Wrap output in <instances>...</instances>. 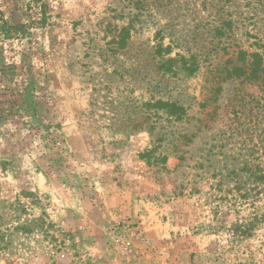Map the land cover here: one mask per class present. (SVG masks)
Listing matches in <instances>:
<instances>
[{
  "label": "rangeland",
  "instance_id": "obj_1",
  "mask_svg": "<svg viewBox=\"0 0 264 264\" xmlns=\"http://www.w3.org/2000/svg\"><path fill=\"white\" fill-rule=\"evenodd\" d=\"M0 11L26 25L0 50V264H264L221 200L263 144L264 0Z\"/></svg>",
  "mask_w": 264,
  "mask_h": 264
},
{
  "label": "trees",
  "instance_id": "obj_2",
  "mask_svg": "<svg viewBox=\"0 0 264 264\" xmlns=\"http://www.w3.org/2000/svg\"><path fill=\"white\" fill-rule=\"evenodd\" d=\"M43 7L44 5L41 4L40 8L44 9ZM41 14L43 17L45 16L44 11ZM25 33L26 25L9 24L5 20L3 13L0 11V50L2 47V40L18 38ZM158 50L159 53L162 54L161 57H164L165 54L169 53L168 47L166 49H162L160 46ZM181 59L184 60L183 58ZM189 61L191 63L188 67L185 66L186 61H184L182 64L183 68L179 69V71H184L185 76L193 75L198 69L195 57L190 56ZM169 62H173V59L163 60L162 58V67ZM167 69L168 71L171 70L169 68ZM176 73L177 70L175 69L173 74ZM170 106L175 108L176 111L180 113L183 112V108H181V106H176L175 104ZM178 112H169L168 115H175L179 117L181 114ZM251 133L255 134L254 131ZM257 139L259 142H263V144L256 142L250 148H243L248 155L246 158L241 160L238 173L236 172L237 170L233 168L225 174V178L229 176L230 180L234 182V186L232 189L226 191L224 190L221 197L223 203H225L234 213L239 214V211L242 208L244 210H251V212L247 215V218L237 220L231 228L233 233L244 237H250L256 228L264 225V133L258 134Z\"/></svg>",
  "mask_w": 264,
  "mask_h": 264
}]
</instances>
